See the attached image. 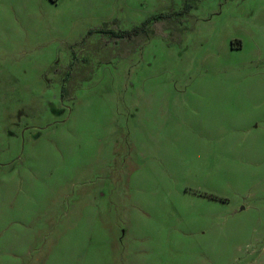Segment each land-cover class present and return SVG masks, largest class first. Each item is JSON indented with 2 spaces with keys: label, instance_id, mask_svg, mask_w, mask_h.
I'll return each instance as SVG.
<instances>
[{
  "label": "rangeland",
  "instance_id": "1",
  "mask_svg": "<svg viewBox=\"0 0 264 264\" xmlns=\"http://www.w3.org/2000/svg\"><path fill=\"white\" fill-rule=\"evenodd\" d=\"M254 263L264 0H0V264Z\"/></svg>",
  "mask_w": 264,
  "mask_h": 264
},
{
  "label": "trees",
  "instance_id": "2",
  "mask_svg": "<svg viewBox=\"0 0 264 264\" xmlns=\"http://www.w3.org/2000/svg\"><path fill=\"white\" fill-rule=\"evenodd\" d=\"M138 29H133L131 31H124V32H118L117 37L118 38H123V37H132L133 35H136L138 33Z\"/></svg>",
  "mask_w": 264,
  "mask_h": 264
},
{
  "label": "crops",
  "instance_id": "3",
  "mask_svg": "<svg viewBox=\"0 0 264 264\" xmlns=\"http://www.w3.org/2000/svg\"><path fill=\"white\" fill-rule=\"evenodd\" d=\"M254 264H256V263H254Z\"/></svg>",
  "mask_w": 264,
  "mask_h": 264
}]
</instances>
